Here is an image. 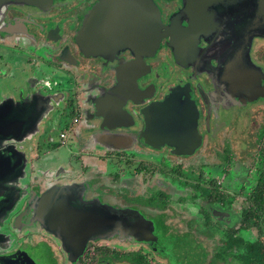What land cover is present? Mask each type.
Segmentation results:
<instances>
[{"label":"flooded vegetation","instance_id":"1","mask_svg":"<svg viewBox=\"0 0 264 264\" xmlns=\"http://www.w3.org/2000/svg\"><path fill=\"white\" fill-rule=\"evenodd\" d=\"M96 1L0 4V82L22 74L20 95L0 94L11 124L0 128V264H193L191 249L200 264H264V20L254 27V0L190 10L153 0L165 31L153 53L139 50L133 25L134 49L104 57L78 39ZM197 12L199 27L178 34ZM150 106L165 109L151 123ZM48 125L56 140L42 138ZM70 139L76 165L64 166L55 151ZM74 184L83 200L138 211L159 245L115 235L67 250L31 206Z\"/></svg>","mask_w":264,"mask_h":264},{"label":"water","instance_id":"2","mask_svg":"<svg viewBox=\"0 0 264 264\" xmlns=\"http://www.w3.org/2000/svg\"><path fill=\"white\" fill-rule=\"evenodd\" d=\"M6 1L47 5L53 0H0V4ZM185 1L187 9L190 10L193 5L198 4V1L203 0ZM253 3L255 9L252 15L256 19L254 27L262 30L263 25L261 26L260 22L264 20V0H254ZM196 11L199 10L196 9ZM200 23V12L192 13V19L187 26L183 27L179 25L180 23L178 24L177 33H193ZM133 25H137L140 33L138 41L141 43V47L139 50L144 55L153 53L165 32L162 30L163 25L160 21L159 11L153 0H97L78 32V39L85 52L104 57L109 51V47L118 46L117 49L129 46L134 49L133 44L138 43L137 39L127 34ZM161 102L160 107L172 103V101L167 102L166 100ZM179 107L177 105L173 111L176 110L175 113L181 114L189 121L192 120L190 111L183 112L187 114L184 115L177 110ZM7 111L6 101H4L0 104V119L3 117L1 129L11 127L8 118L4 117L7 116L5 115L8 114ZM164 112L165 109L159 111L156 106L143 108V114L145 117H149L150 123L152 118L154 119V115ZM181 115L177 116V121L181 119ZM7 135L0 133V137H7ZM3 170L5 171L0 168V175L3 174ZM12 171V174L7 175L11 177V180L19 177L23 169L16 166L12 168ZM31 209L44 228L60 237L64 247L69 251L81 248L88 239H108L115 235L134 241H145L154 246L159 245L152 232V222L138 211L114 208L108 204H101L97 200H83L82 192L75 184L71 187H50L38 198L36 204H32ZM2 216L4 217V214Z\"/></svg>","mask_w":264,"mask_h":264},{"label":"rangeland","instance_id":"3","mask_svg":"<svg viewBox=\"0 0 264 264\" xmlns=\"http://www.w3.org/2000/svg\"><path fill=\"white\" fill-rule=\"evenodd\" d=\"M0 65L4 66L5 64H0ZM26 73H28V72H26ZM12 75H13V78H12ZM12 75L6 77L5 79L3 78L1 80V82H0L1 83L0 84V94L5 93L6 95H12L14 97H17L18 95H20L21 91L20 90L16 91L15 90L16 86L13 83H15V81L20 80V76H22V74H20V72H18L17 70H13ZM1 92H3V93H1ZM65 121H66V118L61 116L58 119V125L61 127L62 125H64L66 123ZM48 128H49L48 131H45V134L42 135V138H44L46 140V138H48V136H50V137H53L54 140H56L58 137V127H55V129H54V128H52L51 125H48ZM47 142H48V140H47ZM69 145L59 146L55 152H57V155L59 157L58 161L63 163L64 166H66V164H70V163H71V165L75 166L76 164L75 163L73 164V161L77 160V158L74 157L72 155L71 150H69V148L74 150V148L72 146V140L71 139L69 141ZM55 158H56V156H55ZM48 240L51 243L50 246L52 247V249L56 255V260H58V262H59L61 260V252H60L59 248H57L55 242L51 241V239H48ZM192 254H193V251L191 249V252H190L191 259H189L188 261H192L193 264H200L201 261L198 260V258L196 256H194V255L192 256ZM51 261H53V260H51Z\"/></svg>","mask_w":264,"mask_h":264}]
</instances>
